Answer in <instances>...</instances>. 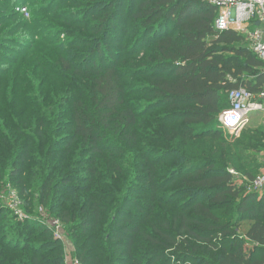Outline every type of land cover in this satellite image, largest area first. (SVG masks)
Masks as SVG:
<instances>
[{"label": "trees", "instance_id": "16d2710c", "mask_svg": "<svg viewBox=\"0 0 264 264\" xmlns=\"http://www.w3.org/2000/svg\"><path fill=\"white\" fill-rule=\"evenodd\" d=\"M217 16L205 0H0V190L25 216L0 201V264H65L40 207L80 264H264V125L220 122L232 91H264V61Z\"/></svg>", "mask_w": 264, "mask_h": 264}, {"label": "built area", "instance_id": "2783aa9c", "mask_svg": "<svg viewBox=\"0 0 264 264\" xmlns=\"http://www.w3.org/2000/svg\"><path fill=\"white\" fill-rule=\"evenodd\" d=\"M217 9L215 30L219 33L234 31L245 38L249 48L264 61V0H205ZM28 16L26 8L18 9ZM231 107L220 115V122L231 136L238 138L250 123V115L264 112V91L256 99L245 88L230 93ZM232 174H235L232 171ZM252 189H264V175L252 184ZM20 219H24L20 209H13ZM50 227L54 237L63 242L64 226L59 221ZM48 226V225H47ZM73 264H80L74 261Z\"/></svg>", "mask_w": 264, "mask_h": 264}, {"label": "rangeland", "instance_id": "374dc122", "mask_svg": "<svg viewBox=\"0 0 264 264\" xmlns=\"http://www.w3.org/2000/svg\"><path fill=\"white\" fill-rule=\"evenodd\" d=\"M20 12L23 13L22 11H20ZM24 15L28 18V16L26 14H24ZM254 114L255 113H252L250 116L252 117ZM260 125H264V115L253 116L250 123H249V127L254 128V127L260 126ZM226 135H228V134L226 133ZM250 156H252V154H250ZM253 161L256 165H258V164L264 165V151L262 153L258 154L257 156H255L253 158ZM260 174H261L260 176L264 175V169H262ZM239 178L237 179L238 181H240ZM17 199H19V201H21L19 196H18L17 191L13 188L12 183H8V186H5L4 188H2L0 190V201H2L4 206H6L7 209L11 210L12 212H13V209H21L22 208V207H19ZM38 209H39L38 212L41 214L45 223L48 226L53 227L55 225V222H54L55 220H54V218L52 219L49 217V214L46 211L45 207H40ZM17 221H23V219H20L19 217H17ZM62 236H63L64 241L61 243L64 246V250H65V252H64L65 253V264H73L74 261H77V258L75 257V255H73L74 244L72 243V241L70 239V235L67 232L66 228H64V230H62Z\"/></svg>", "mask_w": 264, "mask_h": 264}]
</instances>
